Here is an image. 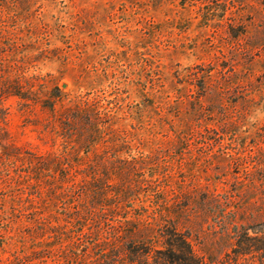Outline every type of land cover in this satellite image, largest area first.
Here are the masks:
<instances>
[{"label":"rangeland","instance_id":"374dc122","mask_svg":"<svg viewBox=\"0 0 264 264\" xmlns=\"http://www.w3.org/2000/svg\"><path fill=\"white\" fill-rule=\"evenodd\" d=\"M0 264H264V0H0Z\"/></svg>","mask_w":264,"mask_h":264},{"label":"trees","instance_id":"16d2710c","mask_svg":"<svg viewBox=\"0 0 264 264\" xmlns=\"http://www.w3.org/2000/svg\"><path fill=\"white\" fill-rule=\"evenodd\" d=\"M85 112H86L85 119L87 122H89V126H91L93 132L91 135L87 136L86 138L84 137L85 134H83L82 132H81V138H80V135H78V139L80 138V140H79L80 141V144H79L80 149L82 147V150H80V151H84L85 149H87V150L90 149L89 147H91L93 143L97 144V142L93 141L92 139H94L93 137H95L99 133L101 134L102 127H103V126H101V124H99L100 120H98L97 123H93V121H92V118L101 116V113L99 112V110L91 111V109L88 108V110H86ZM170 246H174V245L172 243H170ZM174 247H177L178 249L181 248V246L179 244L178 245L175 244ZM183 261H186L185 263H189L188 260H186V258H184Z\"/></svg>","mask_w":264,"mask_h":264}]
</instances>
